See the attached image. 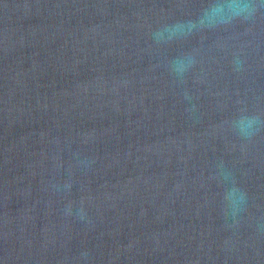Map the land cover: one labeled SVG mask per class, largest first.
Here are the masks:
<instances>
[{
	"label": "water",
	"instance_id": "1",
	"mask_svg": "<svg viewBox=\"0 0 264 264\" xmlns=\"http://www.w3.org/2000/svg\"><path fill=\"white\" fill-rule=\"evenodd\" d=\"M0 264H264V0H0Z\"/></svg>",
	"mask_w": 264,
	"mask_h": 264
}]
</instances>
